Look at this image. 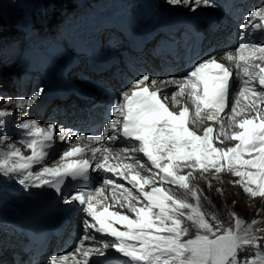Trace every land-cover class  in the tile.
<instances>
[{
	"label": "snow or ice",
	"instance_id": "6c2138e0",
	"mask_svg": "<svg viewBox=\"0 0 264 264\" xmlns=\"http://www.w3.org/2000/svg\"><path fill=\"white\" fill-rule=\"evenodd\" d=\"M168 2L188 6L193 12L201 5L213 6L211 0ZM241 27L261 32V42H241L224 54L226 63L216 56L205 58L180 80L159 82L143 75L111 107L115 118L104 135L79 136L55 163H48L54 124L41 126L35 119H24L17 125L24 137L20 143L30 154L12 144L7 135H0V145L7 143V150H0V174L14 175L25 189L48 186L61 193L69 178L89 181L90 172L110 173L131 185L125 187L107 177L100 187L73 185L64 203H78L86 214L81 221L84 236L74 252L52 256L49 264H68L69 257L72 264H96L93 257L107 260L111 250L118 255L109 264H264V250L251 259L247 254L250 247L264 242V236L257 235L264 232L256 227L261 221L245 224L232 212L234 226L224 227L219 220L214 226L200 210V190L192 184L197 172H229L243 193L264 201V7L253 10ZM167 84L177 87L170 100L161 86ZM40 95L36 92L31 99L17 100L16 107L30 106ZM11 114L0 109V124ZM206 121L218 129L205 125ZM197 122L203 126L202 134L195 128ZM120 138L133 144L115 153L104 146ZM216 141L234 143L217 146ZM169 186L182 189L184 196ZM106 193L111 194V202ZM189 195L196 203L189 202ZM114 207L129 214L110 210ZM185 221L196 228L191 238H186ZM93 232L113 239L85 247V241L96 239Z\"/></svg>",
	"mask_w": 264,
	"mask_h": 264
},
{
	"label": "rangeland",
	"instance_id": "374dc122",
	"mask_svg": "<svg viewBox=\"0 0 264 264\" xmlns=\"http://www.w3.org/2000/svg\"><path fill=\"white\" fill-rule=\"evenodd\" d=\"M147 2L149 1L0 0V109H5L12 113L9 117H6L4 119L2 123L3 125L0 124V135H7L10 142L18 140L17 138L19 130L17 127V123L25 118L27 114L25 106L23 108H17L15 101L12 100L15 98H21L25 100L31 99L36 92H41L40 97L34 102V105H37V110H39L43 105L42 102H46V99H44L46 98L45 95H47V97L50 96L49 93H43V76L45 74L44 72L43 74H41L42 69H44L43 66L48 65L49 67H53V63H55L58 59L57 56H59V58L62 56H68V54H65L63 52L69 53L70 51L74 59L76 58L75 62L71 66H69L76 67V70L70 72L71 70L68 71V69L71 68H68L66 69L65 75L62 74V72L65 71L63 65L59 66L57 72L55 73H53V70H50L47 73V88H49V85L51 84L49 80H57L59 81L58 84L67 85L72 79L70 77H75L77 79L82 77L94 78L93 74L90 75L91 73L89 75L86 74V76H83L85 74H83L77 68L78 66H80L81 69L84 67L85 64L83 63V59L85 58V50H83V48L90 46L92 41L96 42L97 45H100L98 46L99 50L104 49L108 51H115L114 49H116V52L118 50L119 55L121 54L119 58V60L121 61L123 51H125L126 48L124 39L121 38L123 33L120 30H129V27L132 24V19H135V17L137 16L136 9L140 8V5L146 6L145 3ZM165 5L174 7V5L170 4L168 0H153L148 4L152 11L157 10L160 7L177 11L174 8H167ZM199 8L207 11H214V9L208 7ZM190 12H192V10L188 7L186 8L185 12L181 13L187 15ZM111 13H113L116 18L111 17ZM142 15L146 18L150 17V14L148 12H143ZM220 15L226 16V23H232V20L234 19L230 12L225 11L219 13V16ZM105 16L109 20H105L104 23H102L101 19ZM88 19L90 21H87ZM157 19V17L153 18V20ZM226 23H222V26L227 28V30L233 28L228 26ZM239 23L242 22L239 21ZM85 24L88 25V27L90 25V28L85 26ZM85 27H87V29H85ZM18 28H20L25 34H22L21 31H18ZM40 28H42L41 31H39ZM110 29L114 31V34H111ZM84 35L86 36V38L84 39L85 41L79 44L76 37ZM227 35H229L228 31H226V37ZM91 37H93L94 40H92ZM33 47L37 48L38 51L31 52L29 48ZM150 47V44H147V48ZM89 52L90 51H88V55ZM121 63L123 64L122 67H119V69H121V72H119V70V73H117L116 69L118 67H116L115 65L105 71V76H102V78L109 77L112 80L115 78L118 79L119 75L124 77L123 70L129 68L131 64L128 61H122ZM89 71L91 72V70ZM145 73V68H139L138 78H141V75ZM146 75H148L149 77L154 76V74L152 73H146ZM161 76L163 77L166 75L164 74ZM135 77L136 76H133L132 78ZM59 88L60 87H58V89ZM60 95L61 94L59 93L56 97L58 98V101H56L55 104H52V106L47 109L48 111L46 110L47 112L43 113V116H46L44 118L45 121L53 122L55 118L53 113L58 111L60 113V117L56 122L60 126L61 130L64 127L73 129L76 123H80L81 126L86 128L87 125L84 123L82 117H85L88 114V111H91L93 109L89 106L84 108L83 115L81 112H75V115L73 116L74 119L76 118V120H74L70 125H65L66 121L64 120L65 117L62 109L67 108L69 110H72L74 108L76 100L72 101L71 103V101L68 100L69 98H71L70 96L66 101H62L59 99ZM9 101H12V103H9ZM89 103L91 104V102H85L81 104L86 105ZM229 110L231 113V104L228 111ZM66 117H68V121L72 119V116H70V114H68ZM61 130L55 131V150L51 151L50 158H54L58 150L62 149V145H66L67 141H69V138L64 136V133L61 132ZM230 142L232 143L233 141ZM2 148L7 149V143L0 145V149ZM230 176L232 177L231 174ZM211 177V179L217 181V184H225V180H221V174H212ZM0 180L4 182L11 181L3 177L2 175H0ZM92 180H94L95 187L98 181L95 177H92ZM213 184L215 185L216 182ZM227 185H233V188L227 187V193L222 195L220 194L221 196L219 197L216 204L221 210V216L223 218V220H219V222L222 223L224 227L234 226L235 221L232 216V212H235L240 218L245 221V224L249 223L251 221V218L261 221V223L257 224L256 227L264 229V201L260 199L259 206H255L254 199L249 195L243 193L242 188L239 185H236L232 182L227 183ZM218 188L219 187H216L215 190H218ZM4 190V187L0 188L1 192ZM65 194L67 193H64L63 198H65ZM232 195L233 199L231 200L229 199V197H231ZM257 209H261L262 211L260 213H257ZM81 219L82 210L81 212H79L78 222L76 224H78ZM210 222L214 226L217 224V220L213 218H210ZM185 223V226L189 228V235L186 238H191L195 235V230L188 221H185ZM69 226L70 224L68 225V229L71 228ZM3 229L7 233L6 227ZM6 233L5 236L8 237ZM257 235L264 236V232H259L257 233ZM60 243H62V239L60 240ZM64 244L66 243H62L61 246H63ZM262 244H264V242H262ZM262 244H257L255 247H250L248 249L247 254L250 259L254 258L259 252L264 250V248H262Z\"/></svg>",
	"mask_w": 264,
	"mask_h": 264
},
{
	"label": "bare ground",
	"instance_id": "6f19581e",
	"mask_svg": "<svg viewBox=\"0 0 264 264\" xmlns=\"http://www.w3.org/2000/svg\"><path fill=\"white\" fill-rule=\"evenodd\" d=\"M151 2L153 0H150ZM212 5L213 6H217L218 9V13H222V12H230V14L233 16V20H239L242 23H245L246 21L244 20V18L249 17L250 13L257 9V8H261L264 7V2L255 4V5H249L248 7L244 8V4L243 3H239L238 4V10L235 12H232L231 8L228 6V3L226 2L224 6H219L217 0H211ZM167 8H174L177 11H173V10H168L166 8H158L157 10H151V8L148 6H140V11L138 14V19L136 21V23L133 26V30H132V34L131 36H129L127 33H125L124 35L125 37V42L130 43L131 41V37L132 40H138L141 38V36H143L144 34L149 35L150 33L153 32H157L158 30V25L161 21H167L170 24L175 25V23L177 24L179 21H182L185 19L186 14H183L181 12H185L186 8H188L187 6L180 4V5H174V7L169 6V5H165ZM200 7H204L203 5H201ZM190 8V7H189ZM181 11V12H180ZM143 12H148L150 14L149 18H146L145 16L142 15ZM166 13V18H161L160 14L161 13ZM221 17H224L222 19H226L225 15H220ZM154 17H157V20H153ZM211 28H208L207 31H209ZM226 31L229 32V35H227V37L231 36L230 34H234L237 33L238 34V30H234L233 28L228 29L223 27L219 30H214V31H209L208 32V37L206 39V44L203 45L204 48H208L210 50V57L212 56H216L218 57L220 60H223V56L226 52L228 51H233L236 47H238V43H236L233 40H230L228 43L225 42V37H226ZM158 35V34H157ZM156 35V36H157ZM176 36V34H175ZM127 40H130L129 42ZM220 42V43H217ZM92 54V55H91ZM109 52L105 51L102 56H101V60L104 59H108L109 58ZM131 54V53H130ZM89 55H91L92 61L95 60V55L92 52H89ZM128 59V56H125ZM68 56L65 57H60L57 59L58 63L57 65H55L51 71L53 70V73L57 72L59 66L63 65L64 62L68 61ZM117 59V58H116ZM91 61V59H89ZM123 60V59H122ZM121 60V62H122ZM130 61L131 66L124 71V77H122L121 75L118 76V79H112L111 78H102L101 83L102 85L100 86L101 89H103L104 87H109L111 89H115L118 90V92L123 93L124 91H126L128 89V87L137 79H139L138 77V70L139 68H145L146 73H152L154 74L153 77H150V80H157L159 82H164L166 80H180L181 77V73L179 72L180 70V64L179 63H174L171 62V59L169 57H167V55L161 54L160 52H155V51H149L148 49H143L142 52L139 53H132L131 57L128 59ZM91 61V62H92ZM120 61V60H119ZM120 62V65L118 67H122V63ZM226 63V61H224ZM81 63V62H80ZM84 65V64H83ZM92 70L97 68V65L94 63L92 66H89ZM83 74H90L91 72L87 69L86 64L84 65V67L81 69L80 66L77 67ZM66 69L65 68L62 72L63 75L66 74ZM71 70L70 72H73L76 70V67H72L71 69H68V71ZM235 71V69H234ZM121 72V70L119 71ZM118 72V73H119ZM157 72V73H154ZM143 74V75H146ZM69 74V73H68ZM166 75V76H161V75ZM141 75V76H143ZM133 76H136L135 78H132ZM132 78V79H131ZM65 81V80H63ZM71 81H73L71 79ZM59 81L57 80H50V85L49 88H47V92L45 91V94H50V96L44 99H46V102H42V106L40 107V109L38 111H36L37 109H35V107H37V105H34V103L30 106H25V110H26V116L25 118H23L20 122H22L24 119H35L37 120L41 126H46L49 123H52L56 126V130H61L60 126L58 125V123L56 122L59 117H60V113L58 111H56L54 114V120L53 122H47L45 121V115L43 116V114H41L42 112L45 113L47 112L48 108H50L52 106V104H55L57 100V95L60 93H65V91L70 87L69 83L67 85H63V84H58ZM100 85V83H99ZM164 89V95L169 97V100L171 99V94L172 92L177 91V87L175 84H167L166 86L161 85ZM238 86V85H237ZM58 87H60L58 89ZM57 88V89H56ZM101 89L99 91H96V95L94 96L93 93L88 96L86 99L84 100H76L75 104H74V108L72 110H69L67 108H63L62 112L64 114V117L66 118V116L68 114H73L75 115L76 109L80 106H83L81 103H85V102H91V104H95V102L97 101V99L99 97H104L106 98V95H102L101 94ZM170 92V93H168ZM21 98H15L12 101H17L20 100ZM43 99V100H44ZM234 102V101H233ZM77 106V107H76ZM178 107L176 108V110H178ZM76 108V109H75ZM97 106L92 108L93 110L88 111V114L85 117H82L84 123L87 125L86 128H84L83 126L80 125V123H76V125L74 126L73 129H69L67 127L62 128L61 132L64 133V136L69 138V141H67L66 145H62V149L58 150V152L56 153L54 158H48V163L52 164L55 163L59 160L60 155H62L63 151H65L69 146H71L72 144L76 143L77 138L79 136H93V135H104V129L107 125H103L102 128L100 129V126H98L95 130L93 131H89L88 130V126L97 123L98 122V118L96 117L95 111L97 110ZM99 109V108H98ZM47 110V111H46ZM79 111V110H78ZM223 115V114H222ZM81 120V119H80ZM82 121V120H81ZM19 122V123H20ZM224 124L225 127L227 128L228 125V120L225 118L224 119ZM17 123V125L19 124ZM102 124V123H100ZM211 124V123H210ZM206 125V123H205ZM202 125H200L199 122H197V124L195 125V128L198 130V134H202ZM212 127L214 128V130L218 129V125L213 124ZM19 133H18V140H14L11 143L14 144L16 147H20L22 149V151L25 154H30V150L25 148L20 141L24 138L22 135V130L19 129ZM63 136V135H62ZM61 136V137H62ZM64 139V138H63ZM84 143H88L87 140L84 141ZM217 146H231L234 141L231 143L230 141H225L224 145H220L219 141H216ZM93 146H98V145H93ZM105 147L111 148L113 150V153H115L117 151V147L113 144L112 141H106L104 143ZM129 147V146H127ZM0 150H7V149H0ZM55 150V142L53 145V148L51 151ZM85 155L87 157H91V153L87 152L85 153ZM99 155V153L97 154ZM138 156V155H137ZM139 157V156H138ZM140 158V157H139ZM112 163H116V161H111ZM125 162H130V161H125ZM39 166H34L35 170H38ZM187 170H185L186 172ZM142 174L144 175H148L150 173H148L147 171H144ZM181 174H184V172H182ZM214 174V172H208V173H195V179L192 180V184L194 186H196L199 190H200V199H199V207L200 210L205 214L206 218L209 220L210 222V218H213V216L216 217L215 220H220L222 221L223 218L221 216V210L219 209V207L216 205L218 202L219 197L222 194H226L227 193V187H232L233 185H227V183L232 182L234 180H236L237 178L234 176H230L229 172H223L220 173L221 174V180H225V184L221 185L220 183L217 184V181L214 179H211V175ZM3 177L11 180L9 182H4L0 180V188L4 187V191H0V198L4 197L7 198V200L11 201L13 204L18 205V206H14L17 209V213L16 216L19 217L21 216V211L22 209L26 206V201L21 198L17 193H15L12 189H18L21 185L18 183V179L13 175V176H4L3 174H0ZM103 178H105V176H103L99 182L96 183L95 187H100L103 181ZM110 179H116L118 183H124L125 187H131V185L127 184L126 181L122 180V178L119 177H107ZM216 184L214 185L213 183ZM90 185L91 187H94V180H92V177H90ZM172 187L174 189V191L177 192L178 195L180 196H184V191L182 189L177 188L176 186H169ZM219 187L218 190L216 191L215 188ZM235 187V186H234ZM233 188V187H232ZM63 192V193H62ZM59 196H58V202L63 201L64 198V193H70L67 191H62ZM109 195V202H111V194L110 193H106ZM221 194V195H220ZM30 199H33V197L31 196ZM189 202L191 203H196L195 200H193L191 198V196L189 195L188 197ZM229 199H233V195L231 197H229ZM225 202V201H224ZM62 203V202H60ZM260 204V198H255L254 199V205L255 206H259ZM37 206V205H36ZM226 206V205H225ZM110 210H119L121 212H123L124 214H129L126 212L125 209H119V208H112ZM228 211V209H227ZM78 211L77 209H74L72 211V222L73 223H77L78 222ZM86 218V214H84L82 212V219ZM81 219V221H82ZM90 219V218H89ZM252 220V218H251ZM189 222V221H188ZM191 225V222H189ZM211 223V222H210ZM186 224V223H185ZM118 228H121V230H123V228L120 225H115ZM192 226V225H191ZM193 229L196 232V228L194 226H192ZM1 228V227H0ZM2 228H4V226H2ZM7 229V233L6 235H8L7 239L10 240H14V238L18 239L14 233L12 232V230H10L8 227H6ZM93 235H95L96 239L95 240H88L85 241V247H98L100 246V241L101 240H112L113 238L107 235H103L100 233H95L93 232ZM63 236H65L67 238V243L64 244L63 246H60L58 248V252L56 253V256L59 255H66L67 253H72L74 252L75 248L79 245L80 240L83 238L84 236V231L82 228V223L81 225L78 227L73 226L67 233L63 234ZM59 237L58 240L60 242V240L63 238ZM11 244V243H10ZM114 255H118V254H114ZM69 262H72L71 257H69ZM122 262V261H121Z\"/></svg>",
	"mask_w": 264,
	"mask_h": 264
},
{
	"label": "trees",
	"instance_id": "16d2710c",
	"mask_svg": "<svg viewBox=\"0 0 264 264\" xmlns=\"http://www.w3.org/2000/svg\"><path fill=\"white\" fill-rule=\"evenodd\" d=\"M39 31H41V29L39 30ZM16 35V34H15ZM63 57H65V56H63ZM50 81V80H49ZM63 193V192H62Z\"/></svg>",
	"mask_w": 264,
	"mask_h": 264
}]
</instances>
